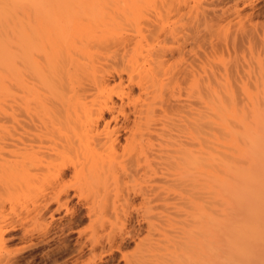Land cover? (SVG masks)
<instances>
[{
	"label": "bare ground",
	"instance_id": "obj_1",
	"mask_svg": "<svg viewBox=\"0 0 264 264\" xmlns=\"http://www.w3.org/2000/svg\"><path fill=\"white\" fill-rule=\"evenodd\" d=\"M234 4L256 9L255 1ZM134 6L0 0V264H22L7 250L10 230L21 229L29 245L46 243L54 225L70 228L57 219L77 206L92 232L75 252L102 251L74 263L99 264L146 231L151 246L124 255L125 264H167L171 234L182 254L173 261L228 264L238 236L264 233V92L218 94L215 112L209 49L193 53L185 23L160 25V14L147 18L141 38L151 41L120 30L116 15L131 17ZM22 198L26 213L16 217ZM67 246L61 239L43 254L55 264L52 252Z\"/></svg>",
	"mask_w": 264,
	"mask_h": 264
},
{
	"label": "rangeland",
	"instance_id": "obj_2",
	"mask_svg": "<svg viewBox=\"0 0 264 264\" xmlns=\"http://www.w3.org/2000/svg\"><path fill=\"white\" fill-rule=\"evenodd\" d=\"M68 1L69 0H67V2ZM236 1H238V5H239L237 6L238 9L243 7V5L248 1H255L256 9L253 15L250 14L251 8L248 6H244L243 8L240 9V11L235 10L234 3ZM132 5L133 6L135 5V6L132 8V12L130 13L131 17L129 16V17H126L125 19L123 15H119V16L120 17L123 16L124 18L123 17L120 18L119 16L116 15V18H115L116 25L118 28H120V30L121 29L130 30L131 32L135 33L136 36L138 33L137 39L140 38V40H142V42L145 43L149 39L141 38V36L144 37L145 35V29L147 28V25H146L147 18L149 17L150 14H153V15L157 14V17L160 14L161 18L160 16L158 17V21L160 25L163 24L166 27L173 26L172 24L174 23L173 22L174 20L176 21L178 20L176 23H178L179 26L181 24L183 25L184 23L185 25L187 24L186 26L184 25L185 27L184 26L183 27L180 26V27L183 28V32L185 31L188 34L190 33L189 35L192 34L191 36L193 37V39H196V40H192V37L190 36V41L193 43L191 44L195 45V46L191 45L192 49L194 48V51L196 50L195 52L192 51L193 53H197L198 51V53L202 54V52H205L204 50L209 49L208 51L210 53L209 56L212 60V64L210 65H211V69L213 68L211 70V72L213 71L212 77H210L209 82L211 83V90H212L213 101H214L213 106H215V112H216V108L218 105V102H217V100L219 99L218 94L223 96L224 94L231 95L230 92H234L235 95L239 97L240 99V97L243 96L244 92H256V91L264 92V0H132ZM178 7H180V9L183 10L184 13H181L182 15L175 14L176 13L175 9ZM168 10L170 11V13L168 12ZM182 10H177V11H182ZM199 15L201 17H204L206 15L205 16L206 18H204L205 20L203 18L201 19ZM195 16L198 19L194 18ZM174 17L176 19H174ZM177 17H180V19ZM240 18H243V19H240ZM189 19H192L193 22L194 21L195 22L192 24V21L191 20L189 21ZM201 22L203 23L201 24ZM195 23H198V24H195ZM190 24L191 26H189ZM200 25L201 26L203 25V27L201 28ZM192 29H193V33L191 31ZM205 33L209 37V39L207 40H205L206 38H208V37L205 38L204 36ZM197 42H199L198 43L199 45H197ZM207 50H206V53H208ZM98 51H100V47H98L97 44H94L92 52L96 53ZM201 73L203 74L202 71ZM201 73L199 72V74ZM210 73H209V76H210ZM202 74L201 76L205 77ZM202 79H205V78H202ZM215 94L217 96H214ZM226 95L224 96V100L228 98V96ZM225 102L228 104V100H226ZM215 116L216 115L214 113L212 115V118H214V121H217ZM24 199L25 198L20 199V202L17 204L18 208L16 206V209H15V213L17 214V215L15 214L16 217L21 213L23 214H21L20 216H24L26 213L27 208H25L26 202H24ZM21 200L23 201L21 202ZM23 202L25 203V205L21 204ZM76 209L78 210L74 212L75 214L68 215V216L64 215L63 217L59 218V220L57 219V222L61 220L60 221L61 223L71 221L69 225L70 228H67V229L64 228L63 232H61L59 231L57 227L59 223L56 226L54 225L53 230L54 231L58 230V232L54 234L56 236H54L52 240L46 243H39V244L36 243V244L29 245V243L25 241L24 236L21 235L23 234L21 229L18 228L16 230L15 229L10 230L7 233V236L9 238L8 241H6L7 250L10 253H12L11 255H15L16 257H18V259L20 260L19 262L22 264H25L26 262H28V264L30 263L31 264H52L51 259H48V257L44 256L43 254L44 251L48 249L49 247L56 245L59 241H61V239H65L66 242H68L67 248L60 249V250L56 249L52 252L54 254H51V258H54V257L57 258L56 260L57 262L55 264H73L75 257L79 256V258L81 257L80 259H86L91 253H93L94 256H99L102 251L100 247H97L96 250H94L93 252L88 248V246L83 247V249L80 252L78 251L75 252L74 250L77 246V243H76L77 240H82L84 239V237L86 238L89 237L92 232L89 218L86 215L87 210H85L82 206L81 207L77 206ZM256 221L258 222V220ZM261 221L263 223V220H260L259 222L261 223ZM115 227L119 229V228H123L124 226L122 222L119 221L115 224ZM141 227L144 228V225L141 224ZM78 231H81L82 233L81 237L77 235ZM146 234H147L146 231L135 232V236L133 239L126 238L118 250H114L111 253H107V255H104L101 258L102 261L98 260V258L97 259L95 258L97 263L99 264H125L126 255L127 257L129 256L131 258L138 257L143 252H145V249L147 247L151 246L152 244L153 240L151 236H147ZM262 235H261L262 239L258 236H257L258 239H255V237L251 235L252 239H255V241H253L251 238H247L248 235L246 234L243 235V236H246L245 237L246 239L244 237H242L243 239L239 238L241 235L238 236L236 238L237 242L235 243V246L239 245V248L238 249L231 248L232 249L231 251L226 250V253L227 252L229 253L227 263L228 264H264V263H261L262 259L264 261V236ZM168 237L169 236L165 237L164 242H163V245H164L163 254L166 255L165 263H167L168 261L167 264H179V263L183 264L184 261L182 262V260H180L182 257L180 250L177 247H173L176 244L175 242L177 239L175 238L177 237H174L173 239L172 234L170 235L171 239ZM168 239H170L171 241ZM37 240L38 239L36 237L33 239L34 242ZM170 242L171 243L173 242L175 244H171ZM249 242L251 243L250 245L251 248L249 245H247V243ZM169 245L170 246L172 245V246L170 247ZM247 246L250 248V250H252V247H253V250H254L252 251L253 254L250 255L251 252L249 253L248 252L249 250L245 249L247 248ZM178 251L180 253L179 255H176L175 253L178 254ZM209 251L211 250L209 249L208 252L206 253V255H208L207 256L208 260L210 258L212 259V256H213L212 251L211 252ZM246 252H248V254L253 257L249 256L248 258V255ZM208 253H211V255ZM179 257H180L179 259L180 261L175 262V261H178ZM257 257L261 259H258ZM249 259L251 262H249ZM74 264H81V263L78 262Z\"/></svg>",
	"mask_w": 264,
	"mask_h": 264
}]
</instances>
